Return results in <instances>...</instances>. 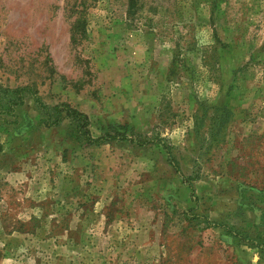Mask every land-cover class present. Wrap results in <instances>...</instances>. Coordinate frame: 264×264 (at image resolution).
Wrapping results in <instances>:
<instances>
[{"label": "rangeland", "instance_id": "374dc122", "mask_svg": "<svg viewBox=\"0 0 264 264\" xmlns=\"http://www.w3.org/2000/svg\"><path fill=\"white\" fill-rule=\"evenodd\" d=\"M0 86V264H264V0H0Z\"/></svg>", "mask_w": 264, "mask_h": 264}, {"label": "trees", "instance_id": "16d2710c", "mask_svg": "<svg viewBox=\"0 0 264 264\" xmlns=\"http://www.w3.org/2000/svg\"><path fill=\"white\" fill-rule=\"evenodd\" d=\"M7 92V93H5ZM9 90L6 89V88H1L0 86V95L1 93H3L4 95L8 94ZM13 92L15 93H20L21 90L20 89H15L13 90ZM22 102V100H20ZM38 101V104H41ZM9 102H11L13 105L15 104V101L13 100H9ZM20 102V104H21ZM43 107L45 108L46 111H54L52 113H56V120L55 121H52L53 123H49V120L51 118V112H48V118L47 119V126H50V125H57L61 119L64 117H67V118H70L71 120V123L74 124V129L72 130L74 132V134H76L78 137H83L84 140L87 142V143H97V142H100L102 140H104V138H98V139H93L88 130L85 129V127L88 126L89 124V120H88V117L86 116V114H84L83 112L73 108L72 106H70L69 104L67 103H64V104H56L54 105L53 107H48V106H45L43 105ZM54 115V114H53ZM122 129V132H120L119 130H115L114 134L111 135V134H107L105 135L104 137H108L109 139H116V136L118 137H122V138H125V130L124 128H121Z\"/></svg>", "mask_w": 264, "mask_h": 264}]
</instances>
